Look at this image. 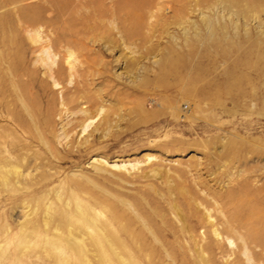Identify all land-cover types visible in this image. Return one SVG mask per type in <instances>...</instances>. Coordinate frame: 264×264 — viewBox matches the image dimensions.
Instances as JSON below:
<instances>
[{"label": "rangeland", "instance_id": "rangeland-1", "mask_svg": "<svg viewBox=\"0 0 264 264\" xmlns=\"http://www.w3.org/2000/svg\"><path fill=\"white\" fill-rule=\"evenodd\" d=\"M263 161L264 0H0V264H85L24 250L19 216L37 208L36 233L47 206L95 236L90 264L171 263L155 259V224L172 264H192L167 187L216 206L232 178L264 186ZM101 192L134 205H114L122 218ZM236 254L219 264H263Z\"/></svg>", "mask_w": 264, "mask_h": 264}, {"label": "bare ground", "instance_id": "bare-ground-1", "mask_svg": "<svg viewBox=\"0 0 264 264\" xmlns=\"http://www.w3.org/2000/svg\"><path fill=\"white\" fill-rule=\"evenodd\" d=\"M70 68H72L71 65ZM258 163L259 162L256 164ZM258 168H255V170ZM10 169L15 173L17 166L10 165L8 170ZM260 170L259 168V171ZM154 174L157 175V172L155 171ZM240 176H243V174H240ZM1 177L3 180L5 176ZM235 178L231 179V185H229V187L226 186L227 189L225 192L218 194L214 193V195H212L213 197L211 196L218 200H216V206L215 204L214 206H212L213 204L208 206V201H206L205 197H201L202 195L198 192L183 184V186L180 185V187L175 189L171 186L167 187L165 194L168 200L169 211L173 214L177 223H181L179 226L177 223L171 226L172 230L170 231V236L178 240L177 242L180 248L184 249L183 251L186 255L188 254L190 258L192 257V264H219L218 255L219 257L225 256L226 262L228 263V259L232 254L237 255V251L244 249L250 250V258L252 257L255 262L264 264V186H259L260 184H257L256 186L258 187L255 185V187H253L252 184L256 180L253 179L254 181L251 184V177H245L241 181H237ZM172 195L174 196L173 198L171 197ZM60 197V195H57V199L60 200ZM94 198L97 203L106 205L114 211L116 215L122 218L125 216H123L120 210L114 205H116L117 202L123 203L121 204V210H126V208H124L125 205L127 208H131L134 205V203L125 202V200L123 201L119 198L112 199L111 201L107 193L103 192L98 193L96 196L94 195ZM208 204L210 205V203ZM66 205H68L67 202ZM200 206L202 207L200 208ZM36 213L37 208L30 207L28 213L19 216V224L21 226L17 236L21 237L20 242L23 244L24 250H30L32 245L37 243L39 245L37 249L39 254L53 253V255L56 256H59L61 253L69 254L70 256L74 255L82 258L85 264H90V256L97 253L95 247L97 245V240L91 232H82L80 227L71 224L68 220L62 219V217H58V221L56 222V220H53L56 210L47 206L46 212L38 224L40 230H37L35 233L33 221ZM76 213L88 222L90 221L89 223L93 227L96 226L99 228V224L91 218L83 204L77 206ZM219 216H222L221 220ZM136 218L142 219L138 214ZM128 221L130 222V220ZM128 221L124 219L125 223ZM30 223H32V226L27 227V224ZM198 225L204 228L201 233L196 232ZM63 226H67L68 228L64 229ZM150 227H147L149 231L152 229H150ZM153 231L152 229V232ZM165 232H167V227L163 228L157 224H155V235L150 232L153 235V239H155V259L163 258V260L166 261L171 260V263L167 261L165 264H172L178 252L176 250L178 249H174L170 242L163 240L164 236L167 237ZM159 233L161 234V238L159 237ZM133 235L134 239L142 241V233H135ZM101 238L106 241L108 245L107 251L109 253L122 258L124 251L117 241H114L109 234H102ZM237 240L241 241V243H236L238 250L233 247L230 248ZM92 242L94 243L92 244ZM225 242H227L228 245H226L227 243L225 244ZM156 243L161 244L156 245ZM63 244L66 246H63ZM228 246L230 249H228ZM46 247H50V250ZM257 248L258 250H256ZM234 262L244 264V259L237 256ZM155 264H157L156 261Z\"/></svg>", "mask_w": 264, "mask_h": 264}]
</instances>
